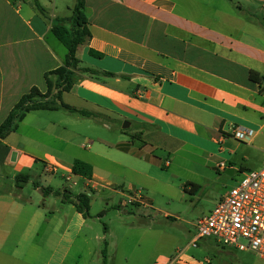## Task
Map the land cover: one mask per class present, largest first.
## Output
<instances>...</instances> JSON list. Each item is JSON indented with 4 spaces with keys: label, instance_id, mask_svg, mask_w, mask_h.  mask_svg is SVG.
I'll return each mask as SVG.
<instances>
[{
    "label": "crops",
    "instance_id": "crops-1",
    "mask_svg": "<svg viewBox=\"0 0 264 264\" xmlns=\"http://www.w3.org/2000/svg\"><path fill=\"white\" fill-rule=\"evenodd\" d=\"M229 2L236 7L234 15L225 13ZM76 3L0 0V125L32 87L46 92L45 73L62 65L67 54L52 31L51 20L71 15ZM214 7L215 14L211 13ZM86 12L91 39L78 51L79 66L115 75L96 79L77 71L63 98L96 115L70 113L100 120L105 131L119 129L121 134L113 140L79 133L70 142L75 147L74 160L53 157L52 163L46 159L44 170L53 175L61 170L62 177L75 186L78 182L71 174L74 161L80 159L93 167L91 178L74 174L85 179L84 191L89 187L92 195L104 190L105 196L116 193L126 198L136 182L152 178L149 170L161 160L158 150L170 154L166 166L182 151L183 160L199 158L207 169H216L225 160L227 170L235 173L242 143L234 138L232 126L256 132L251 146L264 136V0L215 4L212 0H86ZM34 112L14 133L29 125ZM78 119L73 123H86ZM125 122L129 127H123ZM46 126L31 127L42 133ZM11 135L0 145L4 163L14 165L16 172L24 167L33 170L41 153L18 151L9 142ZM84 137L93 144H84ZM54 164L56 171L50 169ZM3 179L0 174V186ZM25 186L0 190V264H38L42 255L47 260L41 264H64L77 245L83 251L92 240V233L84 232L88 216L72 202L79 194L56 192L63 202L56 207L60 215L50 210L45 216L42 206H34L26 195ZM52 193L48 189L46 194ZM22 245L29 251H20ZM81 254L77 252L79 258ZM169 264H213V259L201 261L179 250Z\"/></svg>",
    "mask_w": 264,
    "mask_h": 264
},
{
    "label": "rangeland",
    "instance_id": "rangeland-1",
    "mask_svg": "<svg viewBox=\"0 0 264 264\" xmlns=\"http://www.w3.org/2000/svg\"><path fill=\"white\" fill-rule=\"evenodd\" d=\"M218 1L212 0L214 4ZM212 10L210 9L211 13L215 14V7ZM225 10L230 15L236 13V7L230 2L226 4ZM62 50L67 52L64 45ZM78 118L86 123L74 124L73 121L79 120ZM27 122L29 125H22L17 133L11 135L9 142L18 151L38 149L37 152L41 153L40 160L33 170L24 167L16 172L14 165L4 163V156L0 153V174L4 177L0 190L8 191L18 183L26 185V195L32 197L34 206H42L44 215L48 216L50 210L63 205L62 197L56 192L64 194L69 190L75 195L85 193V179L71 174L73 180L78 182L74 186L62 177L61 170L55 175L47 173L43 161L47 159V162L54 163L52 160L59 157L72 162L75 147L70 142L79 133L91 138L102 134L115 140L121 132L119 129L105 131L100 120L83 118L66 109L35 111ZM35 124L41 127L47 124V128L38 133L31 127ZM64 126L68 129L65 130ZM82 141L86 145L93 144L85 137ZM241 143L236 155L237 169L232 176L218 168L207 169L204 160L199 158L183 160L182 151L176 152L171 165L166 166L170 154L158 150L157 155L161 160L150 168L152 178H142L133 188L142 191L146 205L133 202L123 206L122 200L128 199L125 196L121 197L116 193L105 196L102 193L104 190L94 192L89 198L90 211L84 229L85 233H92L91 243L84 246L83 251L77 245L64 264H104V249H108L107 264H169L170 258L179 250H183L186 257L191 256L201 261L209 257L213 259V264H264V260L255 253L224 247L212 237L199 239L197 246L192 244L198 221L215 209L220 200L238 185L245 172L264 165V136L254 140L252 146L246 142ZM16 151L17 149L13 150L12 155ZM29 175V182L22 180L17 183L18 176ZM185 179H193L199 187L193 190L184 188V184H187ZM117 181L123 182L119 177ZM105 184L113 187L112 184ZM191 184L185 187L190 188ZM38 185L41 186L40 189L37 188ZM127 188L128 185L126 190ZM43 189H52L55 193L47 195ZM59 215L56 210L55 216ZM22 250L26 252L28 246H20V251ZM78 251H81L82 258L78 257ZM42 256L39 258L41 262L37 260L38 264L47 260Z\"/></svg>",
    "mask_w": 264,
    "mask_h": 264
},
{
    "label": "trees",
    "instance_id": "trees-1",
    "mask_svg": "<svg viewBox=\"0 0 264 264\" xmlns=\"http://www.w3.org/2000/svg\"><path fill=\"white\" fill-rule=\"evenodd\" d=\"M41 14L47 19L48 16L43 9L39 8ZM52 31L56 37L67 48L65 61L59 67L45 73L47 90L42 93L37 86L31 88L30 92L24 94L14 105L8 116L0 125V145L4 139L16 132L21 121L25 119L28 113L38 110L55 111L66 109L72 112H79L87 116H95L94 112L79 110L64 101L63 95L69 91L74 84V77L77 71L89 74L91 77L100 79L103 77H113L115 74L103 70L80 67L78 51L81 46L87 45L91 39V30L89 27V18L86 12V0H77L75 8L69 16H58L51 20ZM73 172L76 175L91 178L93 167L85 161L76 159L73 164ZM19 181H27L26 177H17ZM191 183H187L188 186ZM193 188L199 187L197 184H191ZM19 187H22L18 183ZM46 194L48 189H43ZM90 196L86 193H80L72 202L77 209L86 217L90 210ZM104 264H107V249L103 250Z\"/></svg>",
    "mask_w": 264,
    "mask_h": 264
},
{
    "label": "built area",
    "instance_id": "built-area-1",
    "mask_svg": "<svg viewBox=\"0 0 264 264\" xmlns=\"http://www.w3.org/2000/svg\"><path fill=\"white\" fill-rule=\"evenodd\" d=\"M255 133L251 128L232 126L234 138L241 142L251 143ZM57 168L58 165L54 164L50 169L56 171ZM218 168L226 171L229 165L222 161ZM90 189L88 187L85 193L92 196ZM129 191L128 199L121 202L123 206L133 202L146 205L141 190ZM196 226V238L192 241L194 246L198 245L199 239L212 237L224 247L252 252L264 260V165L245 172L238 185Z\"/></svg>",
    "mask_w": 264,
    "mask_h": 264
},
{
    "label": "water",
    "instance_id": "water-1",
    "mask_svg": "<svg viewBox=\"0 0 264 264\" xmlns=\"http://www.w3.org/2000/svg\"><path fill=\"white\" fill-rule=\"evenodd\" d=\"M129 122H125V124L123 125V127L124 128H127V127H129ZM227 173H231L232 175L234 174V170H233V172H229V170H227Z\"/></svg>",
    "mask_w": 264,
    "mask_h": 264
}]
</instances>
